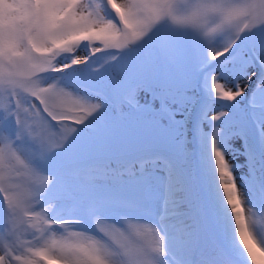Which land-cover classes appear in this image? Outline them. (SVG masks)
Segmentation results:
<instances>
[{
    "label": "snow or ice",
    "instance_id": "obj_1",
    "mask_svg": "<svg viewBox=\"0 0 264 264\" xmlns=\"http://www.w3.org/2000/svg\"><path fill=\"white\" fill-rule=\"evenodd\" d=\"M264 0H0V264H264Z\"/></svg>",
    "mask_w": 264,
    "mask_h": 264
},
{
    "label": "rangeland",
    "instance_id": "obj_2",
    "mask_svg": "<svg viewBox=\"0 0 264 264\" xmlns=\"http://www.w3.org/2000/svg\"><path fill=\"white\" fill-rule=\"evenodd\" d=\"M261 227H264V224L260 225Z\"/></svg>",
    "mask_w": 264,
    "mask_h": 264
}]
</instances>
